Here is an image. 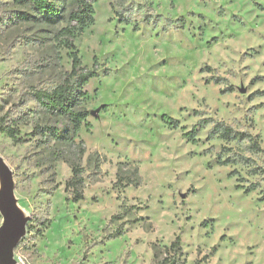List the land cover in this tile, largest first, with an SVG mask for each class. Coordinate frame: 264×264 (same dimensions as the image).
<instances>
[{
	"label": "clouds",
	"instance_id": "obj_1",
	"mask_svg": "<svg viewBox=\"0 0 264 264\" xmlns=\"http://www.w3.org/2000/svg\"><path fill=\"white\" fill-rule=\"evenodd\" d=\"M91 2L26 0V11L34 17L41 20L51 17V22L43 24V30H38L37 25L9 30L0 24V159L10 162V171L0 164V193L10 194L15 213L11 237L6 241L0 239V264H60V254L55 257L50 254L53 220L63 233L59 237L62 246L68 245L70 237H83L79 245L83 249L102 238L98 235L101 229L111 231L114 225H123L124 219L140 215L145 217L142 226L149 233L144 242L156 253L151 264H161L166 258L178 256V249L190 250L193 241L205 248L206 238L201 233L197 240L192 226L202 204L213 207L223 200L219 185L208 191L210 181L200 163L190 166L192 176L187 184L183 183L186 157L169 159L163 165L157 163L159 173L154 168L141 172L140 161L153 159L151 153L158 141L149 136L147 139L152 143L133 141L134 147L129 149L127 141L121 139L124 125L131 123L136 127L141 120L142 109L134 107L136 101L126 104L117 95L112 98L114 103L105 104L97 112L85 110L97 82L103 80L107 84L101 71L103 61L96 63L93 71L92 49L80 48L82 29L91 18L90 10L83 6ZM133 2L143 5V10L131 17V24L140 25L145 34L141 47L169 39L172 45L185 42L184 35L175 27L169 28L168 23L160 36L152 33V27L162 19L149 7L152 0H112L117 8ZM46 5L51 7L46 9ZM143 12L153 13L151 26L144 21ZM49 32L50 36L46 35ZM128 33L136 35L131 27ZM66 42L74 59L63 55ZM142 81L155 93L167 96L173 91L164 72L146 75ZM155 93L142 89L146 103L155 98ZM133 112L135 120L131 118ZM89 124L91 127L86 128ZM29 137L28 144L21 147V142ZM105 158L110 162L109 170H115L107 181L103 170ZM155 159L158 161L159 156ZM4 173L8 174L7 179ZM97 178L102 181L99 185L95 183ZM69 181L67 193L57 192L58 184ZM185 187L190 190L187 198L180 201L175 194ZM65 194L68 202L64 200ZM161 195L172 198L159 204L157 199ZM16 201L21 202L20 207H15ZM162 208L170 210L165 217L167 228L153 233L150 225H154ZM74 212L79 220L71 219ZM6 214L7 210L0 211V234L6 231ZM85 214L92 219L85 220ZM112 216L116 219L112 220ZM189 216L191 219L186 220ZM62 217L67 218V224ZM12 221L9 216V224ZM224 223L231 226L227 220ZM70 226L78 227L75 231H64ZM253 227L264 234V218L254 220ZM172 241H176L177 248L172 247ZM145 260L146 256L138 253L133 264H145ZM68 264H73L71 257Z\"/></svg>",
	"mask_w": 264,
	"mask_h": 264
},
{
	"label": "rangeland",
	"instance_id": "obj_2",
	"mask_svg": "<svg viewBox=\"0 0 264 264\" xmlns=\"http://www.w3.org/2000/svg\"><path fill=\"white\" fill-rule=\"evenodd\" d=\"M93 7L94 19L82 30L80 48L92 49L93 67L103 61L101 71L107 84L103 80L97 82L88 96L87 112H97L105 104L114 103L112 98L117 95L122 96L126 104L136 101L134 107L142 109L141 120L136 127L131 123L124 125L120 130L121 139L127 141L129 149L134 147L133 141L152 143L147 139L149 136L158 141L151 153L153 159L140 161L141 172L154 168L159 173L157 163L163 165L169 159L183 156L186 157L183 183L187 184L192 176L190 166L200 163L210 181L208 191H213L217 185L223 190V200L218 206L202 204L191 229L197 240L201 233L206 238L205 248L193 241L190 250H182L181 256L175 257L177 264H264V234L257 230L258 224L253 227L254 220L264 218V207H261L264 206V0H152L149 7L155 9V16L162 18L152 27V33L160 36L168 23L169 28L175 27L184 35L185 42L172 45L169 39L150 47L146 44L141 47L145 34L140 25L131 24V17L141 12L143 5L133 2L117 8L112 0H95ZM26 8L15 0H4L0 3V24L9 30L24 25H37L38 30H43V24L49 22L33 17ZM152 15L143 12V19L150 26ZM125 17L129 22L120 20ZM129 27L136 33L134 37L128 33ZM46 35L50 36V32ZM65 49L64 57L71 60V50ZM158 72L165 73L173 89L171 95L155 93L142 81L144 76ZM142 89L155 93V98L146 103ZM163 115L176 120L178 127L170 126ZM131 118L136 119V112ZM203 120L224 121L237 130L257 134L263 152L255 155L242 144H227L218 137L208 139L211 124L201 127ZM88 127L91 124L86 125ZM193 128H196L194 142L183 135ZM29 139L23 140L21 147L27 145ZM223 146L229 148L224 157L242 154L251 161L247 165L240 162L219 165L216 154ZM1 161L10 171V162ZM109 163L105 158V181L115 171L109 170ZM95 183L99 185L102 181L97 178ZM56 188L57 192L67 193L65 183ZM245 188L254 190L246 192ZM189 190L185 187L175 195L184 201ZM171 198L161 195L157 203L163 204L164 199ZM64 200L69 201L67 194ZM71 203L76 202L71 200ZM20 204L16 201L15 207ZM169 212L162 208L157 214L154 225H150L153 233L167 228L165 217ZM62 219L68 223L66 217ZM71 219L75 221L80 217L74 212ZM91 219L85 214V220ZM144 220L143 215L129 217L123 220V225H114L111 231L101 229L98 235L102 238L83 249H79L83 237H70L68 245L62 246L59 237L63 233L53 220L50 254L55 257L59 253L60 264H68L69 257L73 264H133L137 254L142 253L146 256L145 264H151L156 253L144 242L149 235L142 226ZM226 220L230 227L224 223ZM77 227L70 226L64 231H75ZM92 247L96 250L91 251Z\"/></svg>",
	"mask_w": 264,
	"mask_h": 264
},
{
	"label": "trees",
	"instance_id": "obj_3",
	"mask_svg": "<svg viewBox=\"0 0 264 264\" xmlns=\"http://www.w3.org/2000/svg\"><path fill=\"white\" fill-rule=\"evenodd\" d=\"M15 1L19 2L21 4H25L27 6L26 0H15ZM94 1L95 0H92L91 4H86V5L83 6V8H86V9L90 10L89 15L91 17L90 20H89V23L87 25H85L83 27V29L86 28L88 25H90L93 22V19H94L93 17H94V14H95V10H94V7H93ZM48 7H51V6H48V5L45 6L46 9ZM38 19H40V18H38ZM120 20L123 21V22H129L128 17L122 18ZM42 21L51 22V17H48L46 20H42ZM136 27L137 26H135V28ZM65 48L69 49L67 42L65 43ZM71 59H74V57L71 56ZM94 70L95 69L93 67V71ZM163 119H165L166 122L170 126H172L174 128L178 127V122L176 120H173L172 118L167 117L165 115H163ZM208 124H211V127H210V129L208 130V133H207V138L208 139H213L214 137H218V138H220L221 140H223L227 144H229L231 142H235L237 144H242L243 146L246 147V149L249 152H251V153H253L255 155L263 152V149H262L260 141H259V136L257 134H252L249 131L237 130L232 125L227 124L224 121H218V120H216V121L212 120L210 122H208V120L201 121V127H205ZM195 129L196 128H193L192 130L185 131L183 133V135L188 139V141H193L194 142L196 140V130ZM227 150H229V148H226L225 146H223L222 149L216 154L217 163L219 165H233V164L238 163V162L247 165L251 161L248 157L243 156L242 154H238V155L237 154H232V155H228V156L224 157V153ZM231 173L233 174L234 172H231ZM70 186H71V182L70 181L66 182L65 183V191H67V189ZM236 187L240 188L239 185H237ZM252 190H254V188H245L246 192H250ZM72 200L76 202L75 199H72ZM113 217H116V216H112V218ZM178 240H179V237H176V241H178ZM176 241H172V247L173 248H177ZM178 251H179V255L178 256H181L182 250L178 249ZM175 257L176 256L174 255L170 260L169 259H165L161 263L162 264H166V263L167 264H177V259H175Z\"/></svg>",
	"mask_w": 264,
	"mask_h": 264
},
{
	"label": "water",
	"instance_id": "obj_4",
	"mask_svg": "<svg viewBox=\"0 0 264 264\" xmlns=\"http://www.w3.org/2000/svg\"><path fill=\"white\" fill-rule=\"evenodd\" d=\"M95 112V111H92ZM0 164L3 165L5 169V165L0 159ZM7 173H4L5 178L7 179ZM7 210V214L5 215V229L6 231L3 234H0V239L7 240L11 237L12 235V227L15 223V213L12 209L11 202H10V194L8 192H3L0 193V211H5ZM9 216H12L13 221L12 224H9Z\"/></svg>",
	"mask_w": 264,
	"mask_h": 264
}]
</instances>
